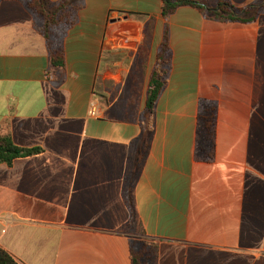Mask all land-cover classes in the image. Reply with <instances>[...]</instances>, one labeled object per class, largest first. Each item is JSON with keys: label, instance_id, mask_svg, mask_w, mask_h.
Returning a JSON list of instances; mask_svg holds the SVG:
<instances>
[{"label": "crops", "instance_id": "0c3cea01", "mask_svg": "<svg viewBox=\"0 0 264 264\" xmlns=\"http://www.w3.org/2000/svg\"><path fill=\"white\" fill-rule=\"evenodd\" d=\"M71 1L83 7L63 39L66 71L51 66L42 22L0 5V135L42 149L0 164V247L19 264H131L142 230L156 264H264V13L251 25L190 6L169 18L172 66L148 146L162 0ZM202 100L218 110L212 164L195 159ZM144 150L129 232L126 177Z\"/></svg>", "mask_w": 264, "mask_h": 264}, {"label": "trees", "instance_id": "16d2710c", "mask_svg": "<svg viewBox=\"0 0 264 264\" xmlns=\"http://www.w3.org/2000/svg\"><path fill=\"white\" fill-rule=\"evenodd\" d=\"M22 3L26 9L36 16L43 24L42 33L48 40L50 63L54 68L66 71V57L63 39L79 22V12L82 4H73L71 0L52 2L50 0H0ZM162 14L165 19V36L157 52L155 66L150 76L146 100V118L144 125V143L149 146L153 136V125L156 105L168 84L172 66V50L169 43V18L181 7L190 6L199 10L205 18L217 20L221 23L238 22L251 25L258 21L264 13V0H259L249 6L238 8L229 0H221L212 4L204 0H162ZM154 27V21L148 23V36ZM218 110L214 102L202 100L198 113L197 140L195 159L197 162L212 164L216 160V129ZM42 152L40 148H22L17 146L10 136L0 135V164L12 165L14 160L33 156ZM147 151L139 155L135 167L126 177L124 202L129 208L132 218L124 227L133 232L137 228V217L134 203V183L140 172ZM140 236L130 241L131 264H156L158 259V245ZM0 264H19L11 254L0 247Z\"/></svg>", "mask_w": 264, "mask_h": 264}, {"label": "built area", "instance_id": "2783aa9c", "mask_svg": "<svg viewBox=\"0 0 264 264\" xmlns=\"http://www.w3.org/2000/svg\"><path fill=\"white\" fill-rule=\"evenodd\" d=\"M91 115L94 116V117L98 116V111L93 108L92 111H91Z\"/></svg>", "mask_w": 264, "mask_h": 264}]
</instances>
